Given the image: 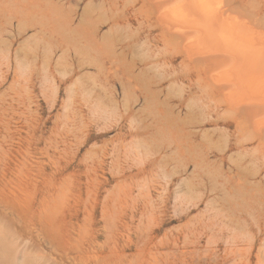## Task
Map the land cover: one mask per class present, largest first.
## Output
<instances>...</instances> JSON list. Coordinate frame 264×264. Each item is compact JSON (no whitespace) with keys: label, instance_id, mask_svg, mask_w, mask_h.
Listing matches in <instances>:
<instances>
[{"label":"rangeland","instance_id":"obj_1","mask_svg":"<svg viewBox=\"0 0 264 264\" xmlns=\"http://www.w3.org/2000/svg\"><path fill=\"white\" fill-rule=\"evenodd\" d=\"M140 3L0 0V264H264L255 145L164 63Z\"/></svg>","mask_w":264,"mask_h":264},{"label":"bare ground","instance_id":"obj_2","mask_svg":"<svg viewBox=\"0 0 264 264\" xmlns=\"http://www.w3.org/2000/svg\"><path fill=\"white\" fill-rule=\"evenodd\" d=\"M112 4H114V3L112 2ZM140 4H141V6L139 5L140 6L139 9H141L142 11L141 12H135V13H137V14L142 13L141 15L146 16L145 17L146 21L147 20L149 21L150 18H152L154 20L153 24H155L153 26L152 21H149L152 24V28L153 27H154V29L157 28V30L159 31L158 35H154L153 41L157 42V43L158 42L163 43V45L167 46L164 48L165 50H168L170 46H173V48H175V49H173L172 47L170 48V49L175 50V53L172 55H171V53H173L174 51L169 50L170 54H168L169 52H167L163 49V51H164L163 54L167 53L166 55H169L166 57L164 55V63L168 64V65L169 64L173 65L174 63H176V61L179 57L180 58L182 57L181 65L184 68V70L186 71L184 78L187 79L192 85H195V87L198 89L197 92H200L202 94V97L200 100H202V102H203V108H202V106H201V108L206 110L207 115L209 116V115H213L216 113V115L220 119V116H219L220 111L224 110L225 112H227V113L231 114V116H233V118L235 119V122H236V131L232 135L233 136L236 135L238 144H239V142L241 144L240 138H242V147L243 148H245L246 145L254 144L255 146L252 147L253 151L251 150L252 151V154H251L252 158L257 160V161H260V164H261V167L258 168L259 169L258 172L253 173L254 175L251 172H250V174L254 178H258V179L260 178L261 180H263V178H264V3L260 4L259 5L260 8H258L259 11L257 13H253V14H249L248 12H246L248 10L247 9L245 10L244 8H247L248 4L246 3L247 7L244 6L242 4V0H141ZM124 6H125V4H124ZM126 7H128V6H126ZM117 8L118 7H115V10ZM126 10H129V9H126ZM116 11H118V10H116ZM137 11H140V10H137ZM143 11H145V12L143 13ZM146 12L148 13V15ZM112 13H113V11H112ZM140 14H138V15H140ZM133 15H136V14H133ZM244 15L247 18V20L245 19ZM90 16L91 15H89V18H90ZM99 16H101V15H99ZM103 16H104V14H103ZM114 16H116V15H114ZM131 17L133 18L132 15H131ZM136 17H138V16L134 17L135 20H137ZM105 18H107L106 15H105ZM117 18H115L114 20L112 19L113 20V27L118 26L116 29H118V31H120L119 20ZM132 18H130V19H132ZM97 19L99 21V18H97ZM107 20H109V18ZM107 20H105V21H107ZM105 21H103V22L105 23ZM82 23H84V22L82 21ZM102 23L100 22V24H102ZM67 25L69 26L68 23H67ZM140 25H142V23ZM150 25H149L150 29H148V30H151ZM94 26H95V24H94ZM41 29L44 30V27H41ZM90 29H92V28H90ZM111 29H113V28H111ZM116 29H114V30H116ZM95 30H96V28H95ZM118 31H116V32H118ZM74 33H77V32H74ZM96 33H98V31ZM91 34H93V33H91ZM106 35L107 34H105L104 36H106ZM92 36H94V35H92ZM108 38H110V37H108ZM118 41H120V40H118ZM118 41H114V43H117V45L119 43L122 44L121 42H118ZM129 42H131V41H129ZM60 43H61V45H67V44L73 45V40L69 37L62 38ZM117 45H116V47H117ZM132 46H133V44H132ZM122 47H123V45H122ZM134 50L136 51V47ZM110 51H112V50H110ZM121 52L125 53V51H121ZM121 52H120V54H121ZM111 53L112 52H110V56H117V55H112ZM117 54H119V52ZM10 55H11V53H10ZM117 57H116V60L118 59ZM79 58H80V56H79ZM121 58L124 59L125 55H124V57H121ZM121 58H120V60H121ZM113 59H115V58H113ZM134 59L135 58L133 57V60ZM120 60H119V62H120ZM124 61L126 62V60H124ZM131 62H132V60H131ZM129 71H130V69H129ZM182 74H183V72H182ZM138 77H139V80H141L140 79L141 75ZM142 78H144V77L142 76ZM179 78H181V77H179ZM128 81H130V80H128ZM150 82L151 81H149V83ZM151 86H153V85H151ZM152 92H154V91H152ZM148 93H150V91ZM159 93H161V92H159ZM229 93H231L230 94L231 98H232L233 93H238V96L241 95L242 98H244V99L242 101L237 99L239 101V102H237L236 99L233 97L236 102L231 101L230 100L231 98L230 99H229V97L227 98V95ZM153 97L156 98V96H153ZM169 97H171V95H169ZM167 98H168V96H167ZM213 103H214V106H213ZM163 107H165V104ZM199 108H198V110H199ZM200 111H202V110L200 109ZM188 112H191V111H188ZM202 113H203V111L200 112L201 118L203 115ZM165 114L168 115L169 121L168 120L167 121L172 125H173V123L177 124L180 121L176 115L174 116L173 111L171 109H169L168 106H166ZM204 115H206V114L204 113ZM191 116H193V114ZM231 116H229V117L231 118ZM162 118H164V117H162ZM165 118H167V116ZM179 118L182 119L181 117H179ZM184 119H183V121H184ZM202 119H200V120H202ZM164 121H165V119H164ZM184 122H186V121H184ZM197 122L198 123H194V124L196 125V127L201 128L205 125H208L209 123H212L213 121L210 122V120L204 119L202 121H197ZM215 122H216V124H218L219 121L217 122L214 120V123ZM186 123H184V124H186ZM163 124H164V122H163ZM184 124H183V126H184ZM175 126L178 127V125H174V127ZM170 127H171V125H170ZM186 127H187V125H186ZM179 131H180V129H179ZM166 133H167V131H166ZM205 134L209 135L210 133L208 134L206 132ZM205 134H203V135H205ZM185 138L187 139V136ZM208 138H210V137H208ZM210 143H211V141H210ZM207 145H208V143H207ZM211 147L213 148L212 145L209 148H211ZM200 149H202V148H200ZM194 153H196V152H194ZM205 157H207V156H205ZM191 159H192V157H191ZM194 159H196V158H194ZM194 159H193V161H194ZM168 161L170 162V160H168ZM204 162H202V163H204ZM199 163L196 161V165H193L194 168H196L199 165ZM207 164L208 163H204L206 169H207ZM257 167H259V166H257ZM200 170H201V168H200ZM247 173H249V171ZM257 181H255L256 184L258 183ZM260 183L261 182H259L258 184H260ZM254 184H253V186H254ZM263 185L264 184H262V186ZM242 188H244V187H242ZM258 189L259 188L257 187L256 190H258ZM262 190H264V186H263Z\"/></svg>","mask_w":264,"mask_h":264}]
</instances>
